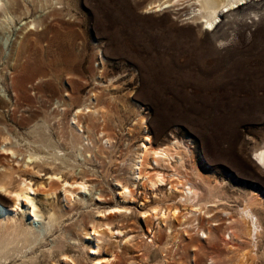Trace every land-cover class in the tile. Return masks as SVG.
<instances>
[{"label": "rangeland", "instance_id": "rangeland-1", "mask_svg": "<svg viewBox=\"0 0 264 264\" xmlns=\"http://www.w3.org/2000/svg\"><path fill=\"white\" fill-rule=\"evenodd\" d=\"M157 1L0 0V172L15 171L13 184L18 172L31 181L44 215L0 218V238L30 237L0 264H239L244 254L264 264V169L254 161L264 148V6L233 11L209 33L188 4L154 12ZM147 137L173 151L157 164L146 159L149 176L166 178L156 190L134 179ZM28 154L39 157L26 167ZM177 178L216 205L190 217L195 207L179 201ZM66 181L87 188L67 202ZM255 197L252 234L238 222ZM11 204L0 194L2 207ZM155 206L177 215L159 223L146 215ZM50 213L57 222L46 225ZM93 229L98 254L85 235Z\"/></svg>", "mask_w": 264, "mask_h": 264}, {"label": "bare ground", "instance_id": "bare-ground-1", "mask_svg": "<svg viewBox=\"0 0 264 264\" xmlns=\"http://www.w3.org/2000/svg\"><path fill=\"white\" fill-rule=\"evenodd\" d=\"M180 2L186 3V4H188V6L192 7V12L190 14L193 15V17L196 16V18L199 20V22L202 26V29L206 32H209V33H215L219 29H221V27L225 24V19L229 15H232L233 11H235L234 14H238V13H243L246 10H248V11L249 10H258L264 6V0H171V1L170 0H168V1L167 0H163V1L159 0V1H157L156 4L154 3L153 6H149V9L154 8L155 9L154 12H157L161 8L165 9L168 6L173 5L175 3H177V4L179 3L181 5ZM240 15H242V14H240ZM260 15H261V12H260ZM188 18H190V17H188ZM242 18H243V16H242ZM225 28H226V26H225ZM223 33H225V32H223ZM76 113L79 114V111H77ZM150 141L151 140L147 137L145 143L142 145V149H141L142 151L138 157V161L136 162L134 179L137 181L142 180L143 181L142 184L149 186L151 189H154L158 185H162L164 183V179H166V178H164V176L159 172H155L153 175L149 176L148 175L149 172H146L143 169L145 162H146V159L148 157H150L157 164V161L164 160L166 158L169 159L170 157H172L173 151L171 152V150L167 146L166 147H162V146L161 147L160 146L154 147ZM175 144H171L170 147L175 148L174 153H177L178 152L177 150L179 149V148L177 149V147H179V146H176ZM177 145H178V143H177ZM2 150H3V154L11 155V158L16 157L15 155H18L10 149H4L3 148ZM254 155H255L254 161L256 162V164L259 167H261L262 169H264V148L256 151ZM38 157L39 156H37L35 154L34 155L28 154L26 157V161L24 162L25 166L28 163L33 162V160H36ZM22 158L24 159L25 157L22 156ZM22 158H21V160H22ZM17 161H19V159H17ZM22 162L20 161L19 164H21ZM29 168H27V169H29ZM11 169H13V167ZM22 170L23 169H21V173L23 172ZM14 172L15 171H11V170H4L3 172H0V194L1 195L2 194L7 195V196L10 195L11 200H12V204H11L9 209H6L0 205V218H1V220H8L11 214L17 215L21 210L26 211L25 217L30 221H36L38 219H43L42 217L44 215L39 212L38 206L34 203L33 196L36 193V190L32 185L33 183L31 184V181H27L25 178L20 177L19 175H21V174H20V172H18L19 173V175L17 174L18 179L17 178L14 179L15 182L13 184L12 179H13ZM16 173H17V171H16ZM14 176H16V174ZM51 177H53V176H50V178ZM58 177H56V178H58ZM59 178H61V177H59ZM51 179H53V178H51ZM177 179L179 180L178 185H182V189L180 190L181 194L179 195V198H180L179 201L182 203H190L191 205H193V207H195L194 210H191L190 212H188L190 217L192 215L196 216L195 213H196L197 209H199L197 207H200V205L203 207V204H204L205 208L206 207H212L213 205H216L215 204L216 202H214V201H207V202L203 201V202H201L202 201L200 199L201 191L196 186H194L193 184H190L186 181L183 182V180H181L179 178H177ZM53 180H55V179H53ZM117 185L120 186L121 192L119 194L122 197L124 203L127 201H130V199H132V191L127 186L121 185L119 182L117 183ZM65 186L66 187L69 186V188L68 187L66 188ZM86 188H87V183L85 184L83 181H80V182L74 181L71 183L70 182L68 183L66 181L64 186H63L64 199L67 202L71 201V197L76 196V192L77 193L81 192V191L85 192ZM154 190H156V189H154ZM169 190H171V192H172V191H177L179 189H177L176 187H171ZM202 190H203V188H202ZM254 203L261 204L262 198L255 197V198H252L251 200H249V202H247L246 205L241 209L240 214H241V217L243 218V221L238 222L242 225L243 232H247L250 229L252 231V234L255 233L260 228L258 226V223H257L258 222V215H257V213L253 207ZM110 209H111V211L108 212V214L112 213L114 215H126L127 211H128L127 207H111ZM176 210L172 211V212L169 210H168V212L159 211L158 208H156V206H155V207H151L146 212V215L151 217V218L157 219V221L159 223L163 224V223H166L168 219L170 220V218L176 217V215H177ZM199 211L200 210H198V212ZM179 213L180 212H178V214ZM144 215H145V213H144ZM48 219L49 220L47 221L46 225L57 222V217L54 213H50ZM228 219H229V221L227 222L228 225L236 224L235 219H232L230 217ZM216 225L217 224L215 223V224H212L211 226H216ZM94 228H96V227H94ZM103 229H104V233L107 229L109 231H111L110 228H107V229L103 228ZM19 230H20V228H19ZM96 230L93 229V232H86V234H85V235H87L86 238H89V236H92V238L95 239V241H94L95 247L92 248L91 254L97 253L98 249L100 247L99 242H98L99 239L94 236L97 232ZM109 231H108V233H109ZM198 231H199V233H202L203 238H208L209 234H207L205 231L199 230V229H198ZM98 232H101V230H99ZM111 232H110V234H111ZM210 232H211V230H209V228H208V233H210ZM102 233H103V231H102ZM230 233H232V231H230ZM116 234H118V235L121 234V230L120 231L117 230ZM21 237H23L25 241H27V238H30V237H28V234L25 233V231H23V230L21 233L17 231L16 236H12L10 239L2 238V237L0 238V259H4V258L7 259L8 258L10 252L13 251V248H12L13 244H15V242L17 240L22 239ZM232 237H235V236H232ZM230 239H231V237L229 235L227 237V242H226L227 245L230 242ZM195 248L196 247H194L193 250L198 249V248H196V249ZM62 255L66 259L65 261H68L67 255H65V253H63ZM244 257H245V254L241 258L239 264H247L246 263L247 261H244ZM69 260H70V258H69ZM98 261L99 260H97V262H96L97 264H98ZM216 263H217V260L212 258L210 264H216Z\"/></svg>", "mask_w": 264, "mask_h": 264}]
</instances>
